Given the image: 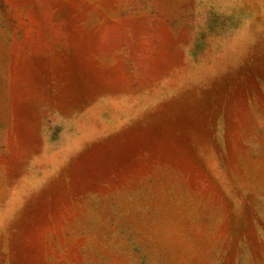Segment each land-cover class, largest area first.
Wrapping results in <instances>:
<instances>
[{
  "label": "rangeland",
  "instance_id": "obj_1",
  "mask_svg": "<svg viewBox=\"0 0 264 264\" xmlns=\"http://www.w3.org/2000/svg\"><path fill=\"white\" fill-rule=\"evenodd\" d=\"M0 264H264V0H0Z\"/></svg>",
  "mask_w": 264,
  "mask_h": 264
}]
</instances>
